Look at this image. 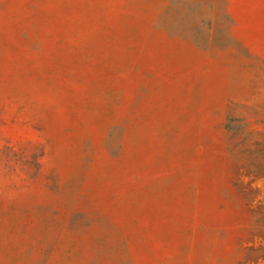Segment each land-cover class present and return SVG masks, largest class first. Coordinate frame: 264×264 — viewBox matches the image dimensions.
<instances>
[{
  "label": "rangeland",
  "instance_id": "obj_1",
  "mask_svg": "<svg viewBox=\"0 0 264 264\" xmlns=\"http://www.w3.org/2000/svg\"><path fill=\"white\" fill-rule=\"evenodd\" d=\"M0 264H264V0H0Z\"/></svg>",
  "mask_w": 264,
  "mask_h": 264
}]
</instances>
